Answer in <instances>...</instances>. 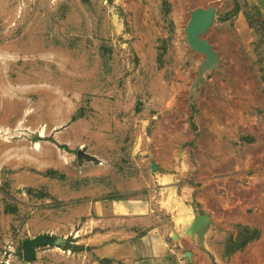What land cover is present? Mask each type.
<instances>
[{
	"label": "rangeland",
	"instance_id": "374dc122",
	"mask_svg": "<svg viewBox=\"0 0 264 264\" xmlns=\"http://www.w3.org/2000/svg\"><path fill=\"white\" fill-rule=\"evenodd\" d=\"M208 6L198 80L184 27ZM241 9L0 0V264H85L128 216L185 264H264V27ZM42 235L63 243L25 262Z\"/></svg>",
	"mask_w": 264,
	"mask_h": 264
},
{
	"label": "crops",
	"instance_id": "0c3cea01",
	"mask_svg": "<svg viewBox=\"0 0 264 264\" xmlns=\"http://www.w3.org/2000/svg\"><path fill=\"white\" fill-rule=\"evenodd\" d=\"M240 1L241 12L245 11L255 17L264 27V0ZM117 209H120V206ZM111 218L125 227L100 234L96 248L88 254L89 259L85 264H185L178 253L171 249L169 243L158 239L155 233L137 234L135 227L137 221L146 218L131 216Z\"/></svg>",
	"mask_w": 264,
	"mask_h": 264
},
{
	"label": "water",
	"instance_id": "95a60500",
	"mask_svg": "<svg viewBox=\"0 0 264 264\" xmlns=\"http://www.w3.org/2000/svg\"><path fill=\"white\" fill-rule=\"evenodd\" d=\"M189 13L190 19L184 27L185 40L191 50L205 56V59L200 66V73L198 76V80H200L205 70H213L218 63L216 52L212 49L207 40L203 38L214 22L216 10L213 6H208L206 8H196L194 10H190ZM206 221V216L195 218L191 224L187 226L185 233H200L201 227L204 223H206ZM62 243L63 241L61 239L47 235L25 240L22 243L23 259L25 262H30L34 259L37 248L57 246Z\"/></svg>",
	"mask_w": 264,
	"mask_h": 264
}]
</instances>
